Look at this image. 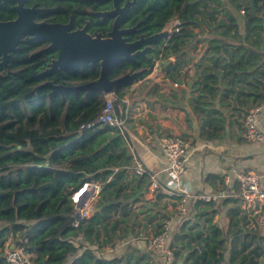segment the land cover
<instances>
[{"label":"trees","instance_id":"trees-1","mask_svg":"<svg viewBox=\"0 0 264 264\" xmlns=\"http://www.w3.org/2000/svg\"><path fill=\"white\" fill-rule=\"evenodd\" d=\"M79 1L72 0L77 7L70 11L82 13L83 20L89 15L81 11ZM136 1L128 25L142 22L130 38L152 36L176 20L180 29L165 42H152L148 58L119 63L111 78L142 69L145 77L156 61L174 58L166 62L174 80L179 65L189 62L191 52L204 41L207 47L201 60L205 62L198 65L200 74L191 81L197 93L194 109L204 115L215 113L209 107L219 85L232 95L234 109L245 104L247 111L264 104V0H224L227 5L223 0ZM13 17L0 1V21ZM202 25L209 37L194 40L191 28ZM38 45L23 41L6 64L0 59V264H12L5 252L11 245L28 256L29 264H153L149 252L131 244L112 257L102 253L103 247L113 248L132 234L138 214L147 223L157 220L160 230V223L168 218L162 212L165 205L157 203L165 194L157 192L148 205L143 200L150 174L136 177L127 169L133 155L121 132V128L129 131L127 105L122 100L123 89L132 82L119 85L114 92L121 127L95 123L103 105L100 93L75 90L49 96L52 88L46 83L74 86L96 80L99 65L83 71L45 72L56 52L36 55ZM159 181L164 183L161 177ZM85 184H97L99 191L91 215L75 224L77 201L73 197ZM210 204L196 202L194 207L200 206L196 222H185L174 234L172 254L184 257V264L224 263L226 236L205 208ZM231 211L229 264H264V237L246 232L241 210ZM111 214L116 217L113 221Z\"/></svg>","mask_w":264,"mask_h":264},{"label":"crops","instance_id":"crops-1","mask_svg":"<svg viewBox=\"0 0 264 264\" xmlns=\"http://www.w3.org/2000/svg\"><path fill=\"white\" fill-rule=\"evenodd\" d=\"M238 24L240 33H243L241 21H238ZM200 33L202 37L206 36L204 30H201ZM206 47V43L200 41L196 51L191 52L190 61L179 65L180 71L177 73L179 76L177 77L173 72L176 76L174 80L169 76L172 71H167L166 64L158 70L156 69L157 65H154V69L143 77L144 80L149 79L154 84L153 89L147 94L148 97L146 95L134 103H130L126 94L123 97L127 105L125 126L129 130L128 133L136 152L140 156L148 154L155 158L160 168L154 175H150L151 183L146 190V199L151 202L155 201L157 192L167 195L165 189L161 187L164 183L161 184L159 181V177L165 181V175L161 173L163 159L159 147V139L164 134L181 135L196 145H203L207 141L212 143L211 149L204 148L190 158L185 167L184 179L191 184L197 194H215L223 191L232 193L221 202V205H224L221 208L225 211V218L221 221H225V223L227 221V230L222 228L221 230L227 234L231 229V210L237 208L241 210L242 214L245 213L239 198L235 195L234 171L254 170L264 175V139L258 142H247L242 138L245 104L234 109L232 95L225 91L221 85H219L217 95L209 107L214 109L215 113L204 115L194 109L196 105L193 97L197 93L191 89V81L200 74L198 65L205 62L201 60V55ZM182 78H185V81H182ZM175 82H178L176 87L174 86ZM260 106L257 124L264 133V104ZM210 135L212 136L208 138L207 136ZM129 150L133 155L132 150L130 148ZM114 169L118 170L119 167ZM127 169L129 170V166ZM95 186L98 191L99 186ZM233 198L238 200L236 202L228 201ZM163 199L165 201L161 199L157 203H166L164 210L168 209L169 212H172L170 199L166 197ZM194 205L188 208V214L193 210ZM256 211L259 212L257 215H251L257 218L264 213V206L260 210L259 207H256ZM218 217L216 216L215 219ZM176 219L177 217L173 221ZM152 222L155 223L157 220ZM150 226L151 223H147V236H150L146 239L152 236Z\"/></svg>","mask_w":264,"mask_h":264},{"label":"water","instance_id":"water-1","mask_svg":"<svg viewBox=\"0 0 264 264\" xmlns=\"http://www.w3.org/2000/svg\"><path fill=\"white\" fill-rule=\"evenodd\" d=\"M10 1L13 0H3ZM117 5V2L115 1ZM132 3L125 5L124 11ZM18 19L9 22H0V59L2 64H6L8 57L14 52L20 44L21 37L24 34H29L34 40L44 39L50 42V45L41 50L38 54H44L46 51L55 49L58 51V58L53 60L45 72L58 70L83 71L88 67L99 65V76L96 80L89 81L84 84L74 86L46 85L52 88L53 93H65L66 91L85 90L89 94L101 93L108 95L115 92V89L122 84L137 80L145 73V69L125 73L119 77L111 78L112 70L124 60H135L136 57L145 54L148 49L147 46L152 42L160 39H166V34L161 31L152 36L141 38L140 40L128 43L121 35L130 32L131 30H118L117 23L120 18L116 20L113 31L109 34L107 39L101 40L100 35L92 38L86 31L69 32L70 25L59 24H37L33 21V11L17 8ZM111 15L114 12L110 13ZM107 15V14H104ZM145 46L143 50L141 47ZM174 59H170L172 63ZM115 118L120 121L121 114L118 105L114 106ZM122 135L132 150L135 159L142 162V166L146 172L151 176L160 170L157 160L148 154L139 155L133 148V143L128 132L121 128ZM96 186L93 184H85L73 197L77 201V209H82L95 194Z\"/></svg>","mask_w":264,"mask_h":264},{"label":"built area","instance_id":"built-area-1","mask_svg":"<svg viewBox=\"0 0 264 264\" xmlns=\"http://www.w3.org/2000/svg\"><path fill=\"white\" fill-rule=\"evenodd\" d=\"M240 12L243 13V11ZM182 81H185V78H182ZM174 86H178V82H175ZM102 98V109L95 123L121 127L122 121H118L114 113V106L118 100L116 95L111 93L102 95ZM122 101L124 102V100ZM260 109L261 106L252 107L243 115L242 138L247 142H258L264 139V133L259 129L257 124V114ZM211 146L212 143L210 141H207L203 145H196L190 139L181 135L164 134L159 139V147L163 159L161 173L165 175V181L161 187L165 189L166 198L175 204L172 210L178 217L187 216V206H193L198 201L216 202L228 198L232 194L228 191L215 194H197L194 192L191 184L184 179L185 167L190 158L204 148L211 149ZM129 171L136 177L146 172L142 166V162L138 159L133 160L129 166ZM234 182L236 185L235 195L239 198L243 211L247 214L252 213L257 215L259 212L256 211V207H259L260 210L264 206V175L254 170L234 171ZM97 193L98 191L95 190L94 196ZM83 217H86L84 213L80 215L76 212L75 224ZM167 223L166 221L163 224L158 234L147 239L146 249H163L167 258H170V250L166 248L169 239V227ZM257 230L264 237V213L257 216ZM7 255L8 260L12 264H29L21 250L7 252Z\"/></svg>","mask_w":264,"mask_h":264},{"label":"flooded vegetation","instance_id":"flooded-vegetation-1","mask_svg":"<svg viewBox=\"0 0 264 264\" xmlns=\"http://www.w3.org/2000/svg\"><path fill=\"white\" fill-rule=\"evenodd\" d=\"M0 1L2 4H4L6 9H9L14 13V17L12 19L8 21H0V22H9V21L17 20L19 16L17 8L20 6L21 9L33 11L32 19L37 24L43 23L50 25L52 24L70 25V29L68 30L69 32L80 31L84 29L86 33L90 35L92 38H95L96 35H100L101 40L107 39L109 37V34L113 31V27L118 18H120L117 23L118 30L120 31L131 30L130 32L121 35V37L125 38V40L128 43L136 42L141 38L149 37L143 34H139L136 38L129 37L130 34H134L135 32L138 31L139 26L142 22L141 20H139L134 25L131 26L128 25L129 15L131 14V12L133 11V9L136 7L137 4L136 0H80L79 3L83 4L81 7V11L83 10L90 17V18L87 17L83 20L80 18L82 13L75 11L76 15H73L74 13L70 11L73 8L77 7V4L73 3L72 0H13L12 2L3 1V0ZM115 1L117 2V5L115 4ZM127 3H132V4L128 7L126 11H124L125 5ZM111 12H114V14L111 15L110 14ZM172 22H174L172 25V29H174L177 26L175 30L178 31L180 29V24H181L180 21L176 20ZM172 22L166 23L162 31L165 29L167 25H169ZM169 37L170 35L166 37V39H162V40L165 42ZM23 41L29 43H40V45H38V48L34 51L36 54H38L41 50L46 49L50 45V42L44 39L34 40L31 35L24 34L21 37V41L20 44L18 45V48ZM151 44L147 46L148 49L145 51V54L140 55L138 57L148 58L149 51L153 49ZM144 48L146 47L143 46L140 48V50H143ZM48 51L56 52V58L51 59L50 62L58 58L57 50L51 49ZM46 52L44 54H39V55L44 56ZM138 57H136L135 60H130V61L135 62Z\"/></svg>","mask_w":264,"mask_h":264},{"label":"rangeland","instance_id":"rangeland-1","mask_svg":"<svg viewBox=\"0 0 264 264\" xmlns=\"http://www.w3.org/2000/svg\"><path fill=\"white\" fill-rule=\"evenodd\" d=\"M223 4L227 5V2L223 0ZM174 22L170 23L169 25H167L165 27V29L163 30L164 33L166 34V36L168 37L169 35L173 34L174 32H176V28L177 26L172 29V25ZM177 23V22H176ZM190 29V28H189ZM191 30L193 31L194 34V40L196 39H201V38H208L209 35L206 33V36L200 35V31L204 30V32H207V29L205 26H199L198 28H191ZM170 59H174V58H163L160 61H156L154 65H157L156 69H162L163 66H165V64H167L166 62L169 61ZM154 69V68H153ZM129 73V72H127ZM139 81V82H138ZM141 81V82H140ZM153 83L151 80L149 79H143V77H139L137 78V80H133L131 86L126 90L123 89V92H125L127 99L130 101V103H134L137 102L140 98L146 97V95L148 94V92H150V90H152L153 87ZM148 97V95H147ZM97 185V184H95ZM146 190L145 189L143 191L144 194H142L143 196V200L146 202ZM97 191V188H96ZM99 191V189H98ZM96 200V195L94 196L93 199L89 200L87 202V204L82 208V209H76L77 213H79L80 215H86V217H89L91 215V212L93 210V206L95 204ZM159 201V200H158ZM163 201H165L163 199ZM223 200H219L216 202H211V204L209 206H206L205 208H207L209 210L210 213L213 214V220L214 222L223 230H227L226 227V223L225 221H221L224 220L225 218V211L222 210L221 206V202ZM148 202L151 201H147L145 204L148 205ZM153 203V202H151ZM163 205H165L166 203H162ZM203 204H200V206ZM167 206V205H166ZM200 206L198 207H194L193 210L185 217H178L176 215V213L174 211L169 212L168 209H165L164 211H162L164 214H166L165 216H168L167 219H164L160 224L161 226L163 225V223H165L166 221L168 222V231H169V239L168 242L166 244V248H168L170 250L171 256L170 258H167L165 251L163 249H146V242H147V233L148 231L147 229V223L145 222L144 217L141 214H138L136 216V219H134V226L132 227L133 230L131 235H129L128 237H126L125 239L116 242V244H114L113 248L111 246H105L103 247L102 253L106 252L109 254L110 257L119 254L120 252H122L127 245L131 244V246H136L138 248H140L141 250H145L147 252H149L151 254V258L153 261V264H184V257L179 256V258H174L172 252L174 251L175 246L173 245V240H174V234L176 232H179L181 226H185L184 223L186 222L187 224H194L196 222V215L198 214V212L200 211ZM224 206V205H223ZM188 208H190V206H187ZM133 212H137V209H133ZM250 214H242L244 216V224H243V228L246 230V232L249 233H256L258 234V230H257V218L255 216H252ZM216 216H219L218 219H215ZM177 217L176 221L175 218ZM114 215L111 214L110 215V221L114 220ZM174 218V219H173ZM133 223V222H132ZM225 224V225H224ZM2 226V224L0 223V227ZM152 230V236L155 235L153 232H157V230L159 229V227H157V223H152L151 226L149 227ZM232 228V227H231ZM160 230V229H159ZM232 230V229H231ZM224 235L226 236V249L227 251L224 254V263L223 264H229V249L232 245L231 239L229 236H227V234L224 232ZM259 235V234H258ZM8 243H10V241L7 242L6 246L8 245ZM236 248H238L239 244L237 241H235V245ZM11 249H5V252H10L13 251V246H10ZM19 250V249H16ZM179 252H182L181 249ZM185 256V255H184ZM25 259H28V256L25 255ZM28 261V260H27ZM68 263V262H67Z\"/></svg>","mask_w":264,"mask_h":264}]
</instances>
